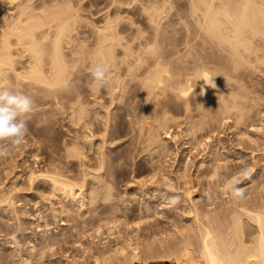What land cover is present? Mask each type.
Masks as SVG:
<instances>
[{
	"label": "bare ground",
	"instance_id": "6f19581e",
	"mask_svg": "<svg viewBox=\"0 0 264 264\" xmlns=\"http://www.w3.org/2000/svg\"><path fill=\"white\" fill-rule=\"evenodd\" d=\"M8 1L9 3L11 1L9 6L0 8V82L10 80L12 76L15 90L26 92L31 96H39L43 101L40 104L42 106L52 102L53 99L50 97L55 99L56 102L54 100L53 102L57 106L62 104L66 95H72L71 97L74 96V98L70 97L69 102L72 108H75L76 111H74L79 119L82 118L85 108L80 100L79 82L91 77V69L96 64H103L108 69L107 84L103 88L93 86L94 103L104 100L110 107L126 108L128 115L135 116L134 121H131L134 125L132 127L136 128L134 137L140 140L142 151L150 155L148 157L151 159L148 161L151 164L154 161V152L163 153V155L170 152L167 148V139L173 138L170 124L174 123L180 128L184 125L186 127L184 131L186 133L188 131L190 136L193 135L192 138L196 137V133L198 138L199 131L206 130V135L208 132L207 136L199 135L200 139L198 138V143H195L196 147L192 142V147L197 149L194 155L197 156V153L202 150L209 149L207 155L216 157L212 158L211 163L214 166V174L216 176L220 174L224 178V183H221L223 189H228V186H231L230 183H235L229 178L233 177L236 169L231 172L232 169L224 165L225 163L221 166V163L219 164L221 157L217 158L218 155H215L225 154L227 145H222V141V147L219 146L220 142L214 145L212 139L224 136L223 128L230 123L240 128L239 126L249 116L251 109L250 105L248 107L249 94L245 91L238 72L242 65L249 63L247 62L249 55H258V52H255L256 48L251 44L252 37H256L260 34L258 32L262 31L259 27L264 22V0H189L191 10L188 17L191 18L190 22H193L192 26L184 27L179 22L182 27L177 29L175 27L173 38L171 36L170 39H172L167 40L166 44L159 40V37L163 35L158 32L161 30L159 28L154 31L157 35L153 34V41L150 37L149 40L146 39L148 42L143 41L136 46L125 43L115 26L109 23V19L105 26L97 30L92 29L90 37L87 36L88 33L79 29L86 24L83 22L86 19H82L79 14V6L77 8L75 7L77 4L73 5L76 0H39L36 6L34 3L22 4L26 0L22 3L17 2L18 0ZM27 1L32 3V0ZM80 1L77 0V2ZM162 1L165 3L167 0ZM162 31L164 30L160 32ZM210 79L212 84L206 83ZM48 96L51 99L50 102L45 100ZM171 107L176 109L178 114L182 113H180L182 115H180L182 117L180 121V117H177L178 121H176L170 116ZM133 108H141V112L132 113ZM110 114L111 112L107 111V116ZM96 118L94 117V121ZM111 120L112 117L107 118V122L104 120L106 128L103 132H111L112 126L108 125L112 122ZM94 128L95 131L97 127ZM210 133L215 137L211 138ZM95 134L94 132V137ZM194 141L197 142V140ZM255 142L253 140V144ZM71 144L73 146L69 152L70 156L79 157L80 147L75 142ZM262 144L264 145V142L258 144L259 147ZM262 149L264 150V147ZM82 153L84 155V152ZM100 154L99 158L97 156L94 159L98 160L99 167L104 168L105 162L109 160H105V155ZM256 164L258 165V162ZM163 168L161 177L172 182L173 178L169 171ZM218 169H223L222 172H224L221 174L220 170L217 172ZM186 171L185 168V173L181 172L184 185L191 183V178ZM47 172L40 175L50 182L51 192H57L64 199L69 197L76 200L77 195L80 194L86 197L85 193L89 190L85 174L81 182H77L63 177V174L54 175ZM260 172L263 178L259 177L258 183L253 186L256 193L254 197L243 202H238V197L227 199L225 206L220 210H216L219 206L211 197L208 198L207 207H213V209L204 210L198 201L192 199V188H187L188 191L185 192L187 196L185 195L183 201L189 202L185 204L187 213L192 217L189 235L181 244L174 246L167 244L166 241L159 242L160 247L167 249L166 253L159 258L170 261L172 264H264V167ZM30 177L33 181L34 177ZM218 181L221 182L222 179L219 178ZM100 187L99 189L105 191L104 195L100 194V197L106 198L109 192L108 187L103 185ZM96 190H98L97 186L88 192L89 203L96 202L99 198V195L95 193ZM2 202L4 201L0 203ZM79 205L84 207L83 202ZM60 213L63 214H60L61 217L67 218L63 209ZM62 224L66 225L65 221ZM48 225L43 226L48 227ZM193 237L198 242L191 251L188 245H191ZM46 246L49 245L45 244L40 249L33 247L32 259L38 256L39 259L36 258V260L39 262L44 256ZM119 246H115L114 249L106 245L101 247L103 249L98 252V255L94 253L93 261L85 264L150 263L152 256L148 254V250H152L153 243L148 244L147 250L139 243H131L130 239H125ZM12 247L14 248L15 245ZM23 260H21L22 264H31V260Z\"/></svg>",
	"mask_w": 264,
	"mask_h": 264
},
{
	"label": "rangeland",
	"instance_id": "374dc122",
	"mask_svg": "<svg viewBox=\"0 0 264 264\" xmlns=\"http://www.w3.org/2000/svg\"><path fill=\"white\" fill-rule=\"evenodd\" d=\"M23 1L25 0L17 2L22 3ZM38 1L32 0L31 3L26 0L22 4L34 3L36 6ZM161 1L81 0L77 2L76 0L73 5L77 4V6L74 5L77 8L79 6V14L82 19L87 20H84L86 24L79 28L86 34L88 33L87 36L90 37V33L95 28L97 30L105 26L109 19V23L114 25L120 37H123L122 40L136 46L140 42H148L150 37L153 41V34L156 33L154 31L159 28L165 31V33L158 31L163 33L161 36L157 32L160 36H158L159 40L166 44L173 38L172 34L177 27L192 26L193 22H190L191 18L188 17L189 10H191L189 0H167L166 4ZM0 4L3 5L0 8H5L11 4V1L9 3L8 0H3ZM259 29L263 33L261 31L256 37L253 36L251 44L256 48L254 50L258 52V55H249L247 61L249 63L242 65L238 72L244 89L249 94L248 107L250 105L249 108H251L249 116L239 126L240 128L232 126V123L225 125L224 136L216 137V139L215 135L209 134L211 138L212 136L214 138L212 139L214 145L220 142V146L221 141L222 145H227V147L223 146L227 148V154L220 153L221 151L220 154H215L218 155L217 158L221 157L219 164L223 166L225 163L224 165L232 169L231 172L236 169L233 177L229 178L235 183H230L231 186H228L226 191L221 184L224 183L223 176L217 174L219 176L217 177L214 174V166L211 163L215 156L207 155L209 149L204 151L201 149L203 152L197 153V156L194 155L197 152L194 148L197 145L195 143H198L199 135L202 137L206 135V130L205 132L199 131L198 138L197 133L196 137L192 138L193 135L190 136L188 131L187 133L184 131L186 130L184 125L180 128L171 122L173 138L167 139V148L170 152L167 155L154 152L153 165L148 161L151 159L148 157L150 155L142 151L140 140L134 137L136 128L132 127L134 125L131 121H134L135 116L128 115L126 108L110 107L109 103H105L104 100H98L101 103H94L92 77H87V80L84 78L79 82L80 100L85 107L81 104L85 112L83 111L84 117L79 119L75 108H72L69 102L72 95H66L62 104L57 106L55 99L50 97L55 101L53 102L48 96L45 100L52 102L47 103L48 106L47 104L42 106L40 104L43 101L39 96H31L24 92L34 100L31 119L28 121V134L23 144L16 148L10 156L0 158V200L4 201L0 203V258H2L0 264H22L23 259V261L31 260V264H85L93 261L94 253L98 255V252L103 249L101 247L106 245L114 249L115 246L120 247L119 245H122L125 239H130L134 244H141V247L146 250L148 244L153 243L152 250H148V254L152 256L149 261H162L159 257L163 256L167 249L160 247L159 242L166 241L167 244L174 246L181 244L189 235L192 217L186 209V204L189 202L183 201L187 196L185 193L188 191L187 188H192V199L198 201L204 210L213 209V207H207L209 197L213 198L219 206L216 210L225 206L227 199L234 198L232 195L234 185L244 191L243 198H237L238 202L254 197L256 193L253 186L258 183L259 177L263 178L260 176L262 174L260 170L264 167V161H261L264 159L262 149L264 145L259 147L264 142V22L261 23ZM92 38H89L90 41H93ZM13 83L11 76L10 80L0 82V88L16 91ZM120 104L122 106V103ZM170 109L172 110H169V113L171 112L169 115L176 121H178L177 117H180V121L182 113L178 114L177 110L172 107ZM107 111L111 112L109 116L112 117L113 122L108 124L112 126L111 134L103 132L106 128L105 122L107 118H110L107 116ZM140 112L141 108L132 110L135 114ZM94 127H97L95 131ZM253 140L256 144H253ZM72 142L80 147L84 155L80 153L79 157L70 156ZM192 142H194L193 147ZM99 152L102 156H106H104L105 160H109L105 162L104 168L99 167L98 160L94 159L100 154ZM162 168L169 171L173 178L172 182L161 177ZM185 168L186 174L191 178V183L188 185H184V179L181 176ZM256 171L258 172L255 173ZM46 172L54 175L63 174V177L77 182H81L86 176L89 191L94 190L96 186L98 190H101L95 192L99 198L96 202L89 203L88 191L85 193L86 197L80 194L77 195L76 200L69 197L64 199L57 192H51L50 182L40 175ZM32 174H35L37 178ZM30 176L34 177L33 181ZM219 178L222 179L221 182L218 181ZM171 183H173L172 186ZM102 185L109 189L106 198L100 197L101 193V195L105 193L104 190L99 189ZM222 190L227 193L224 194ZM173 195L181 196L180 202L176 205L169 202V198ZM82 202L84 207L79 205ZM61 209L64 210V215L68 219L61 217L63 215L60 213ZM64 221L66 225L62 224ZM46 224H49L48 227H44ZM197 242L195 237L191 239L193 246L188 245L191 251L197 246ZM45 244L49 246H46L42 259L38 262L36 258L39 259V257L35 256L33 260V247L40 249ZM12 245L15 247L13 248ZM194 254L197 257V254ZM166 262L172 264L170 261Z\"/></svg>",
	"mask_w": 264,
	"mask_h": 264
},
{
	"label": "clouds",
	"instance_id": "9594fccd",
	"mask_svg": "<svg viewBox=\"0 0 264 264\" xmlns=\"http://www.w3.org/2000/svg\"><path fill=\"white\" fill-rule=\"evenodd\" d=\"M108 69L103 64H96L91 69L93 86L103 88L107 84ZM206 83L212 84L211 79ZM34 107V100L23 92L9 88H0V158L10 154L20 147L28 134V121ZM232 195L243 198L244 191L233 186ZM180 195L169 198L172 205L180 202Z\"/></svg>",
	"mask_w": 264,
	"mask_h": 264
},
{
	"label": "crops",
	"instance_id": "0c3cea01",
	"mask_svg": "<svg viewBox=\"0 0 264 264\" xmlns=\"http://www.w3.org/2000/svg\"><path fill=\"white\" fill-rule=\"evenodd\" d=\"M149 264H168V262H166L165 260L163 261H154V262H150Z\"/></svg>",
	"mask_w": 264,
	"mask_h": 264
}]
</instances>
